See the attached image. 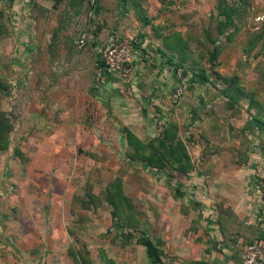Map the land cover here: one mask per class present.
I'll return each mask as SVG.
<instances>
[{"label":"rangeland","instance_id":"obj_1","mask_svg":"<svg viewBox=\"0 0 264 264\" xmlns=\"http://www.w3.org/2000/svg\"><path fill=\"white\" fill-rule=\"evenodd\" d=\"M230 1V11L237 10L235 24L219 33L227 4L218 0H162L161 6L158 0H144L147 7L158 8L156 16L171 13L181 39L173 37L169 43L187 47L185 54H170L177 63L187 57L189 75L184 76L180 101L174 103L171 97L176 118H161L160 135L169 123H176L178 138L184 140L185 111L198 102L202 106L203 93V106L225 110L252 108L256 102L250 95L264 93L263 62L251 73H238V67L249 70L250 62L264 60V0ZM126 6L121 0H99L91 17L87 0H0V110L11 126L9 147L0 152L1 252L8 247L2 238L13 234L9 225L23 222L29 245L46 241L44 250H52L54 237H59L58 242L65 241L60 248H72L73 232L88 235L83 224L112 219L114 210L122 220L130 216L122 204H150L153 189L184 186V177L170 165L160 168L129 157L134 148L128 145L125 129L104 115L93 95L101 58L96 50L102 45L99 33L107 28L110 38L132 42L139 35L142 22L134 11L120 18L122 11L125 16L130 11ZM84 32L87 44L80 48ZM212 40L221 49L216 66L208 60ZM197 67L207 70L208 83L192 80ZM234 77L240 83L226 93ZM240 91L239 100L234 94ZM134 134L146 143L157 138L143 140Z\"/></svg>","mask_w":264,"mask_h":264},{"label":"crops","instance_id":"obj_2","mask_svg":"<svg viewBox=\"0 0 264 264\" xmlns=\"http://www.w3.org/2000/svg\"><path fill=\"white\" fill-rule=\"evenodd\" d=\"M140 2L151 22L145 25L137 19L142 26L138 40L132 42L133 63L125 80L130 91L122 92L119 74L106 69L99 74L104 68L99 58L93 95L116 126L146 140L160 135L161 118L177 115L171 109V95L178 78L168 61L172 51L165 39L179 28L172 25L171 13L156 16L158 8ZM129 10L126 16L122 11L120 18L136 13L132 5ZM109 34L107 28L99 33L102 45L118 40ZM259 61L264 64V60H253L249 70L238 67V73L255 71ZM204 95L199 96L202 106L198 102L185 111L183 138L194 168L181 174L182 188L153 189L152 203L126 205L123 208L132 214L122 220L95 219L88 226L83 224L88 235L73 232L72 248H60L65 241L58 242L59 237H54L52 250H44L46 241L45 246L29 245L23 222L9 225L13 234L2 238L8 247L0 251V264H241L246 245L264 238V194L259 186L264 179V107L210 108L203 106ZM253 96L264 99L262 92ZM168 179L173 180L171 174ZM19 226L21 230L16 231Z\"/></svg>","mask_w":264,"mask_h":264},{"label":"trees","instance_id":"obj_3","mask_svg":"<svg viewBox=\"0 0 264 264\" xmlns=\"http://www.w3.org/2000/svg\"><path fill=\"white\" fill-rule=\"evenodd\" d=\"M99 0H97V3ZM123 3V6L125 8L126 4V9L129 10V6L132 5L141 21L147 25L151 22V20L147 17L144 16L145 13V7L143 4L140 2V0H121ZM232 1L230 0H218L219 3L227 4L226 9L223 10L222 16L224 19L219 20L217 30L219 33H223L225 31L226 26H231L235 24V13L237 10L236 8H233V11L231 12L229 9V4ZM234 4V3H233ZM237 4V3H236ZM97 5V4H96ZM226 32V31H225ZM177 38L178 37L181 39V33L177 31V33H174L173 36H168L166 37V43L169 46V49L172 51L173 54H178L177 51L184 52L186 53L187 47H181L179 48V44L177 42L175 44L169 43L170 38ZM213 42V50L210 53L209 57V63L212 66H216L217 64L214 63L215 59H217L220 55L221 49L220 47L216 44L214 40ZM186 56V55H185ZM187 57H182L181 61L177 63L176 61H173V57L170 56L168 58V61L170 64L174 63V68L176 70V73L178 71H182L183 69V75L186 77L189 75V69H187ZM214 64V65H213ZM132 65V64H131ZM198 68V72L193 71L192 72V80H197L200 84H206L210 81V76H207V70L203 67ZM194 68H191V70ZM198 78V79H197ZM221 78V77H220ZM231 84L229 87L225 90L229 91V88H235V85L239 82V77H234L231 80ZM195 82V81H194ZM240 90V89H239ZM241 91L240 93H237L236 95L234 94V97L236 96L237 99L240 100L242 97ZM251 96V95H250ZM255 96L250 97L252 100L256 102L255 105L253 106H263L261 100L258 98H254ZM11 126L9 125V119L7 118V115L5 112L0 110V152L8 149L9 147V132H10ZM178 131V125L176 123H169L163 130V134L157 136V138L153 139L150 143L149 142H144L140 140L130 129H125L124 132L127 133V141L128 145L130 148H134L133 152H128L129 157L134 158V159H143L144 161H149L151 165H156L160 168L169 166L173 167L175 170L179 171V174H188L191 172L194 168V164L192 163L190 153L188 151V148L184 142V140L179 139L177 132ZM162 132V131H161ZM179 151V153H178ZM114 185V184H113ZM112 185V186H113ZM123 207L126 205L122 204ZM127 205H132V204H127ZM125 209V208H124ZM123 210V209H122ZM128 214H132V212H127ZM113 217L114 219H118V211L114 210L113 211Z\"/></svg>","mask_w":264,"mask_h":264},{"label":"built area","instance_id":"obj_4","mask_svg":"<svg viewBox=\"0 0 264 264\" xmlns=\"http://www.w3.org/2000/svg\"><path fill=\"white\" fill-rule=\"evenodd\" d=\"M89 5V15H95V7L97 0H87ZM262 20L263 17H258ZM88 33L84 32L79 41V47L83 48L87 44ZM97 53L100 55L104 62V68H100L99 74L106 69L111 73L119 74L123 79L122 92L127 91L125 80L129 76L130 67L133 63V43L130 39H118L109 45H101L97 47ZM178 84L172 94L174 103H178L185 92V80L183 71L177 72ZM259 186L264 194V179L259 181ZM241 264H264V238H258L247 244L242 252Z\"/></svg>","mask_w":264,"mask_h":264}]
</instances>
